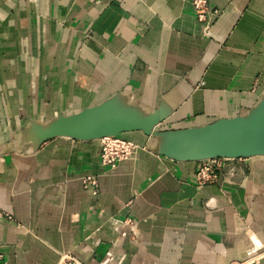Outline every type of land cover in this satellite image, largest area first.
<instances>
[{
  "label": "crops",
  "instance_id": "obj_1",
  "mask_svg": "<svg viewBox=\"0 0 264 264\" xmlns=\"http://www.w3.org/2000/svg\"><path fill=\"white\" fill-rule=\"evenodd\" d=\"M190 2L0 0V264H264V0Z\"/></svg>",
  "mask_w": 264,
  "mask_h": 264
},
{
  "label": "built area",
  "instance_id": "obj_2",
  "mask_svg": "<svg viewBox=\"0 0 264 264\" xmlns=\"http://www.w3.org/2000/svg\"><path fill=\"white\" fill-rule=\"evenodd\" d=\"M191 6L195 12L196 20L202 25L205 32L213 27L216 20L221 15V11L213 9L209 5V0H190ZM102 147L99 155L100 163L105 168L110 170L129 158H131L139 146L124 138L121 134L116 136H107L100 139ZM231 159L227 157H216L199 161V166L194 175L196 186L202 187L207 184H212L217 178V168H223ZM84 189L90 195L98 194V177L87 175L82 178ZM0 217L11 219L10 216H5L0 210ZM258 253L246 259V263L255 261H264V248H258ZM60 264H83L78 258L71 254H63L60 259Z\"/></svg>",
  "mask_w": 264,
  "mask_h": 264
},
{
  "label": "water",
  "instance_id": "obj_3",
  "mask_svg": "<svg viewBox=\"0 0 264 264\" xmlns=\"http://www.w3.org/2000/svg\"><path fill=\"white\" fill-rule=\"evenodd\" d=\"M145 133L146 134H151L152 133V129L146 130ZM119 134H121V132H119V131H107V132H104L103 134H101L99 136V139H101L102 137L116 136V135H119ZM185 156H186V153L178 156L177 158L180 159V160H184L185 159ZM216 157H228V158L237 157L238 158L239 156H235V155H231V154L230 155H227V154L208 155V156H204L202 158H199L198 161H202V160H206V159H211V158H216Z\"/></svg>",
  "mask_w": 264,
  "mask_h": 264
}]
</instances>
